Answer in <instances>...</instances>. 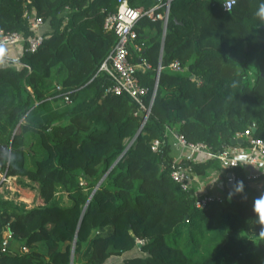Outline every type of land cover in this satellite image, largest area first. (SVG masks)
Instances as JSON below:
<instances>
[{"label":"trees","instance_id":"1","mask_svg":"<svg viewBox=\"0 0 264 264\" xmlns=\"http://www.w3.org/2000/svg\"><path fill=\"white\" fill-rule=\"evenodd\" d=\"M116 5L0 0V29L28 35L26 8L43 20L37 49L0 65V144L9 145L0 170L37 182L42 200L28 207L0 196V244L9 234L0 264H70L72 250V264H264V177L261 189L243 182L230 199L198 207L170 176L167 132L178 128L215 152L251 123L264 138V0L229 9L223 0H170L165 29L161 18H138L129 51L150 65L136 70L147 104L158 75L143 122L128 94L105 90L98 70L115 42L103 18ZM173 60L181 70L168 67ZM153 139L163 140L159 150ZM203 160L187 163L221 168Z\"/></svg>","mask_w":264,"mask_h":264},{"label":"built area","instance_id":"2","mask_svg":"<svg viewBox=\"0 0 264 264\" xmlns=\"http://www.w3.org/2000/svg\"><path fill=\"white\" fill-rule=\"evenodd\" d=\"M169 3L170 0H163L158 1L149 8H143L131 5L128 0H117L116 8L107 11L103 18V28L115 34V42L109 54L100 62L98 68L109 79L105 90L128 94L139 109L142 110V122L145 121L150 112L157 80L147 104L145 96L148 88L138 82L136 70L139 67L147 68L150 65L143 57H139L136 62L131 61L129 46L135 44L137 32L134 25L138 18L142 15L161 18L165 24L168 19ZM231 5V0H223L224 8L229 9ZM157 8L160 10H156ZM22 16L25 20L26 28L30 30V33L27 35L23 31L0 29V46L3 49L9 45L14 47L15 53H18L23 49L35 50L42 43V17L36 13L34 8H26ZM135 46L137 45L135 44ZM13 58L16 61L19 58L18 54ZM168 67L173 70L182 69L177 60L171 61ZM64 100L70 102L67 95L64 96ZM254 126L255 123H251L243 131L235 133L233 138H242V143H231L224 146L218 152L212 151L204 142H191L187 140L178 128H168L167 132L171 135L172 145L177 149V154L172 159L170 166L171 178L183 190L191 188L195 172L187 162H199V154L203 153L205 158H212L219 162L221 168L226 172L224 174L225 182H232L234 187L237 188L239 186L237 182L242 181L255 186L257 189H261L264 177V138L252 135L251 132ZM162 142L163 140L153 139L151 143L152 149L159 150ZM238 171H240V174ZM231 194L232 190L227 187L221 193L201 192L195 199V205L204 207L213 199L223 201L226 197L231 196ZM8 238L9 234L7 232V237L3 238L0 244L1 249H4L8 243Z\"/></svg>","mask_w":264,"mask_h":264},{"label":"crops","instance_id":"3","mask_svg":"<svg viewBox=\"0 0 264 264\" xmlns=\"http://www.w3.org/2000/svg\"><path fill=\"white\" fill-rule=\"evenodd\" d=\"M164 26V24H163ZM5 55L0 59V65L9 64L8 58H13L18 54L20 56L22 51L15 53L14 47L7 46L4 48ZM19 62L12 61V64H17ZM171 142V155L173 158L177 154V149L172 145V138L169 139ZM200 161L203 162L205 155L203 153L199 154ZM194 170V169H193ZM195 177L191 185L193 193L199 195L201 192L208 193H221L224 191L223 178L226 172L218 166H205L201 171L194 170Z\"/></svg>","mask_w":264,"mask_h":264},{"label":"rangeland","instance_id":"4","mask_svg":"<svg viewBox=\"0 0 264 264\" xmlns=\"http://www.w3.org/2000/svg\"><path fill=\"white\" fill-rule=\"evenodd\" d=\"M27 147L30 149V145H27ZM0 196L12 199L15 202L24 203L28 207L34 206L42 202L38 194L37 182L28 181L26 178L17 176L5 177L4 173L1 170ZM3 234L4 238L7 237L6 230L3 232ZM36 248L39 251L43 252L42 246H37Z\"/></svg>","mask_w":264,"mask_h":264},{"label":"water","instance_id":"5","mask_svg":"<svg viewBox=\"0 0 264 264\" xmlns=\"http://www.w3.org/2000/svg\"><path fill=\"white\" fill-rule=\"evenodd\" d=\"M156 1H159V0H156ZM165 27H166V23L164 24L163 29H165ZM8 61H9V64H12V61H14V58H12V59H11V58H8ZM16 61H17V62H21L20 58H17ZM157 79H158V75L156 76V80H157ZM140 130H141V127L138 128L137 133H139ZM135 136H136V134H135ZM135 136H134L133 138H131V140L128 142V144H127L126 147H125V150H126V149L129 147V145L132 143V141L134 140ZM242 141H243L242 138H236V139L232 138V139H231V143H232V144H234V143H236V142H238V143H242ZM0 150H1L2 152H7V151H9V145L6 144V143H4V144H0ZM103 177H104V176H102V177L99 179L98 184L101 182V180L103 179ZM226 187L229 188V189H231L233 192H235L236 189H237V188L234 187V184H233L232 182H226ZM230 197H231V196H228V199H230ZM72 255H73V250H72V252H71V260H70V264H72Z\"/></svg>","mask_w":264,"mask_h":264},{"label":"clouds","instance_id":"6","mask_svg":"<svg viewBox=\"0 0 264 264\" xmlns=\"http://www.w3.org/2000/svg\"><path fill=\"white\" fill-rule=\"evenodd\" d=\"M232 3H235V0H231ZM259 16H261L262 18H264V5L260 6V9L257 13ZM5 55V51L3 49L2 46H0V59H2ZM237 184H239L241 186V190H242V186H243V182L242 181H238ZM260 204L264 205V198H261V200L259 201ZM261 219L262 221H264V211L261 212Z\"/></svg>","mask_w":264,"mask_h":264}]
</instances>
